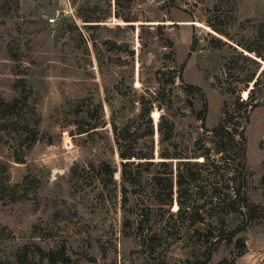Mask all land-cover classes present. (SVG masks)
Here are the masks:
<instances>
[{"label": "rangeland", "instance_id": "1", "mask_svg": "<svg viewBox=\"0 0 264 264\" xmlns=\"http://www.w3.org/2000/svg\"><path fill=\"white\" fill-rule=\"evenodd\" d=\"M166 1L0 0V180L9 185L0 196V264H47L37 246L44 251L64 246L68 264H193L204 256L207 264H264V104L262 98L246 114L248 92L241 95L264 66L246 52L249 47L263 57L264 0ZM96 16L104 21L85 28L82 17ZM158 23L164 24L162 34L156 33ZM164 37L173 41L172 58L164 56L169 52ZM182 63L183 82L205 95L206 127L220 122L224 111L231 128L245 127V194L253 210H225L217 220L206 216L195 224L186 215L181 242L171 243L167 230L151 250L148 241L141 243L122 227L130 214L120 207L118 191L114 197L109 185L106 198H100L93 173L78 182L71 167L77 164L78 172L101 160L118 164L108 122L135 116L152 101V121L161 114L163 129L171 133L164 146L213 148L214 138L195 117L200 97L185 94L178 78L174 83L164 82L167 75L155 79L157 69L177 73ZM261 96L263 87L262 92L257 87L252 99ZM14 98L20 101L9 114L4 103ZM99 114L105 126L81 132L86 120ZM63 130L72 136L68 149L62 146ZM150 140L156 146L155 136L139 139ZM210 153L219 159L215 149ZM215 163L219 167L209 176L219 181L221 194L231 195L222 184L235 173L236 162ZM172 168L174 175V162ZM195 170L208 173L205 167ZM185 187V198L196 199L211 189Z\"/></svg>", "mask_w": 264, "mask_h": 264}, {"label": "trees", "instance_id": "2", "mask_svg": "<svg viewBox=\"0 0 264 264\" xmlns=\"http://www.w3.org/2000/svg\"><path fill=\"white\" fill-rule=\"evenodd\" d=\"M118 2V0H115ZM163 2H169L163 0ZM120 19L126 22L135 21L133 18L117 15ZM82 21L85 28L98 27L104 20L102 17H82ZM132 25V24H129ZM140 28H143L142 23L139 24ZM164 24H156V33L162 34ZM91 43L94 42L91 40ZM163 45L169 48V52L165 53V57H171L173 51V41L164 37ZM193 45L191 46V50ZM254 49H247L249 56L254 55L264 61L263 57L259 54H251ZM172 58V57H171ZM253 60L259 62L256 58ZM98 60V58H97ZM255 62V61H254ZM260 63V62H259ZM141 64V63H140ZM183 64L179 65L178 72L170 67L160 68L155 71V79L160 78L159 74L165 79V83H174L175 78H178L182 82V88L185 94H197L201 99V107L195 112L190 103V110L195 112V117L200 121L201 127L205 132H210L214 138L211 142L214 144L212 148L210 145H206L201 149L193 147L183 151L177 150L172 146V149L164 146V142L171 138V133L168 130H164L159 114L158 119L152 121L151 106L150 104H143L138 114L132 117H128L123 121H115L113 118L108 122L112 132V138L115 145V153L118 155V164L101 160L97 165H91L89 168L81 167L77 172L78 165L75 164L71 167V174L75 180L81 182L89 172L93 173L90 177L94 176V179L99 183L98 196L100 198H106L104 196L105 191L108 190V186H112L113 196H116V191L120 197V207L127 210L130 214L122 222V227L131 229L130 233H133L136 237H140V242H149L151 250H154L155 246L160 243L161 236L169 230L171 237L170 242H181L184 236V222L186 215L194 217L191 224L197 222H204L206 216L213 217L217 220V216H221L225 210L230 212H239L246 214L253 210L250 200L245 194L246 182V145L244 126L231 128L229 126L231 116L228 111H224L223 117L220 122L215 126L208 129L205 125L206 114L208 111V105L205 99L204 93L201 89L193 84L185 83L182 79ZM261 65V64H260ZM260 67V66H259ZM264 75V66L260 69L257 76H252L249 87L242 90L248 94L245 96L247 100H240V104L246 105L244 112H247V107L250 108L260 105L263 98L264 104V77L263 85L259 80L260 74ZM259 87L262 92L261 96L256 102L253 101L252 96L255 89ZM157 100V96L154 97ZM238 99H240L238 97ZM19 98H14L11 101L5 102V106L8 108L9 114H14V109ZM191 102V101H190ZM158 104V103H157ZM98 113L102 110V103H98L96 106ZM157 109L162 111V107L158 104ZM154 110V109H153ZM158 111V110H157ZM159 112V111H158ZM247 114V113H246ZM155 123V124H154ZM87 128L81 132L97 131L100 127L105 126V122H102V115H98L95 119L86 120ZM155 125V127H154ZM143 136H155L156 146L153 145V140L149 142H140ZM196 141V140H195ZM215 149L216 153L220 154L219 159L223 163L234 160L235 173L229 177V182L222 184L223 188L233 191L229 195V191L226 194H221L219 190L218 182L215 178L209 176L214 173L215 167H219L216 161L219 159L211 158V150ZM16 162H22L21 157H15ZM175 167V173L173 175V165ZM191 165L193 168L181 171V166ZM199 167H205V171L208 173H202L195 169ZM150 167H154L155 171L151 172ZM118 173V180L115 175ZM216 180V181H215ZM185 186L188 188L197 187L201 189L211 188L210 193L203 199L185 198ZM9 185L5 181L0 180V196H4L5 191ZM176 187V193L173 188ZM206 191V190H205ZM204 191V192H205ZM174 193V194H173ZM10 196L11 200H15L14 191ZM8 196V195H7ZM5 198V197H2ZM105 200V199H104ZM226 206V207H225ZM246 210V211H245ZM166 213V219H161L160 214ZM264 217V212H263ZM163 223L161 226L160 223ZM40 254V260L46 259L47 264H68L69 258L65 257L64 246L57 250L44 251L38 246L36 247ZM151 253V252H150ZM208 256H204L202 260L195 259L193 264H207ZM186 264V262L179 263Z\"/></svg>", "mask_w": 264, "mask_h": 264}, {"label": "built area", "instance_id": "3", "mask_svg": "<svg viewBox=\"0 0 264 264\" xmlns=\"http://www.w3.org/2000/svg\"><path fill=\"white\" fill-rule=\"evenodd\" d=\"M55 18H50L49 22H54ZM62 134V146L64 148L72 147V136L69 135L67 130L61 131Z\"/></svg>", "mask_w": 264, "mask_h": 264}, {"label": "water", "instance_id": "4", "mask_svg": "<svg viewBox=\"0 0 264 264\" xmlns=\"http://www.w3.org/2000/svg\"><path fill=\"white\" fill-rule=\"evenodd\" d=\"M252 84V83H251ZM58 176V175H57Z\"/></svg>", "mask_w": 264, "mask_h": 264}]
</instances>
